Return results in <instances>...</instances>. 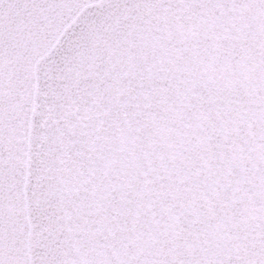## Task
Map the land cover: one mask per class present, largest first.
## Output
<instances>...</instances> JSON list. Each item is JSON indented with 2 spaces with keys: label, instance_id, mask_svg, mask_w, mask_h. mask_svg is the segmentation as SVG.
Wrapping results in <instances>:
<instances>
[{
  "label": "snow or ice",
  "instance_id": "obj_1",
  "mask_svg": "<svg viewBox=\"0 0 264 264\" xmlns=\"http://www.w3.org/2000/svg\"><path fill=\"white\" fill-rule=\"evenodd\" d=\"M0 264H264V0H0Z\"/></svg>",
  "mask_w": 264,
  "mask_h": 264
}]
</instances>
